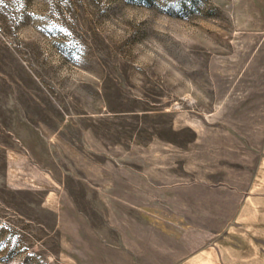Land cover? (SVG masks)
<instances>
[{"label": "rangeland", "instance_id": "obj_1", "mask_svg": "<svg viewBox=\"0 0 264 264\" xmlns=\"http://www.w3.org/2000/svg\"><path fill=\"white\" fill-rule=\"evenodd\" d=\"M252 196L264 0H0V264H183Z\"/></svg>", "mask_w": 264, "mask_h": 264}, {"label": "crops", "instance_id": "obj_2", "mask_svg": "<svg viewBox=\"0 0 264 264\" xmlns=\"http://www.w3.org/2000/svg\"><path fill=\"white\" fill-rule=\"evenodd\" d=\"M245 233L188 255L183 264H264V197L246 201Z\"/></svg>", "mask_w": 264, "mask_h": 264}]
</instances>
